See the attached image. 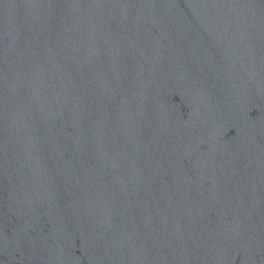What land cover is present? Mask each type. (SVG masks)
Wrapping results in <instances>:
<instances>
[{
    "label": "water",
    "instance_id": "1",
    "mask_svg": "<svg viewBox=\"0 0 264 264\" xmlns=\"http://www.w3.org/2000/svg\"><path fill=\"white\" fill-rule=\"evenodd\" d=\"M0 264H264V0H0Z\"/></svg>",
    "mask_w": 264,
    "mask_h": 264
}]
</instances>
